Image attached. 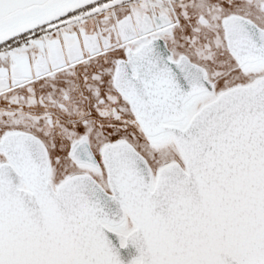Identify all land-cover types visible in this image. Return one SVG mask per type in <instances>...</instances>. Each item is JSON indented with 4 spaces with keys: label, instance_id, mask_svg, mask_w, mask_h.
<instances>
[{
    "label": "snow or ice",
    "instance_id": "1",
    "mask_svg": "<svg viewBox=\"0 0 264 264\" xmlns=\"http://www.w3.org/2000/svg\"><path fill=\"white\" fill-rule=\"evenodd\" d=\"M264 264V0H0V264Z\"/></svg>",
    "mask_w": 264,
    "mask_h": 264
},
{
    "label": "water",
    "instance_id": "2",
    "mask_svg": "<svg viewBox=\"0 0 264 264\" xmlns=\"http://www.w3.org/2000/svg\"><path fill=\"white\" fill-rule=\"evenodd\" d=\"M136 255H138V252L132 246H130L128 249H121V257L125 260L126 264Z\"/></svg>",
    "mask_w": 264,
    "mask_h": 264
}]
</instances>
